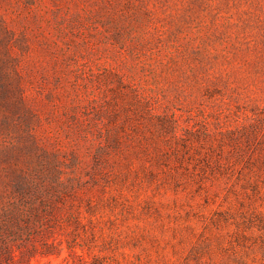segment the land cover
Instances as JSON below:
<instances>
[{"label": "rangeland", "instance_id": "rangeland-1", "mask_svg": "<svg viewBox=\"0 0 264 264\" xmlns=\"http://www.w3.org/2000/svg\"><path fill=\"white\" fill-rule=\"evenodd\" d=\"M1 18L0 58L10 46L26 105H0V153H23L15 163L36 157V136L85 182L73 201L84 225L63 222L64 211L31 240L8 237L0 264H264V175L250 176L260 188L243 187V161L231 155L236 137L249 154L264 152V0H0ZM0 83H9L2 72ZM132 85L157 112L175 115L181 141L158 137L168 154L166 164H154L155 179L142 169L148 158L125 143L110 161L114 169L130 156L129 178L95 181L97 122L117 127L108 111L125 115ZM198 151L211 154V165L231 160V169H208L203 189L198 176L174 185L164 170L200 171ZM6 167L0 162V186ZM9 207V198L0 201V210Z\"/></svg>", "mask_w": 264, "mask_h": 264}, {"label": "trees", "instance_id": "trees-1", "mask_svg": "<svg viewBox=\"0 0 264 264\" xmlns=\"http://www.w3.org/2000/svg\"><path fill=\"white\" fill-rule=\"evenodd\" d=\"M3 32L6 33V26L1 18L0 34H3ZM10 33L11 31L8 30V34ZM9 49H11L10 46H8L5 59L0 58V73L5 74L9 80V83H0V105L4 104L6 107L8 106L11 110H14L26 105L24 102L25 91L24 85L21 83L17 59ZM6 61H8L9 67L4 69L3 66ZM125 87L126 85H123L120 90L121 96L127 94L123 90ZM129 89L133 93V97L127 98L126 101L128 102L124 103L123 109H125V115L122 117L121 113L123 111L120 108H113L111 111H108L111 124L117 127H113V130L110 126L103 128L97 122L99 141L93 152L94 164L91 175V178L95 181L100 176L108 183L112 182L116 184L122 180V177L129 178L133 169L130 156L124 155L125 160L121 161L118 164L119 167L114 168L115 170L111 169L110 161L113 151L123 153L122 146L125 143L133 144L130 147L136 149L134 154L137 156L143 153L148 158L146 160H148L147 162H151V166L143 163L142 169L148 171L147 173H149L151 179H155L158 171L154 169V164H166L168 154L167 151L160 148L158 137L165 136L166 140V137L170 134L176 141H181L182 137L179 135V127L175 115L157 112L155 105L137 86L132 85ZM125 126H130L132 130L127 136L122 133V129ZM144 127L150 129V135L145 133ZM156 131H160L161 133L155 135ZM249 135V133L246 135L247 142L251 141ZM234 139L236 140V146L231 151V155L234 161L238 159L243 161V165L240 168V176H247L243 178L245 182L242 183V186L247 187L250 185L253 189L260 188L261 185L258 179L251 178L250 176L252 174L255 176L264 175V152L259 151L258 154L254 155L252 150L249 154V151H245L239 147L242 144L241 137ZM32 140L34 146L40 152L37 153L36 157L28 155L22 163L11 162V158L22 157L23 153H0V162H7V173L4 183L0 186V201L5 197L10 200L8 210H0V253L12 248L11 239H8V237H12L15 241H23L24 238L31 240L36 233L39 235L48 230L51 220L62 218L64 211H67L68 215L63 219V222L67 221L70 225L73 224L78 227L84 225L82 211L78 208H73V201L82 197L83 191H81L80 187L85 181L77 173L66 171L58 163V160L55 159V155L44 148V145L36 139V136L32 137ZM183 144L185 147L187 146L186 143ZM248 146H250V143ZM110 147L111 149H109ZM249 149L251 147H248L247 150ZM174 154L182 163L183 160L181 159L184 155L182 153L179 154V152H174ZM196 154H198V157H195L194 170L197 171V166L203 163L199 166L200 171L192 172L190 175L186 171L188 170L186 166L184 170L173 168L175 171L172 172L171 167L167 170V173L164 170L165 175L172 178L174 185L180 186L190 176H198L196 179L197 187L198 189H203L205 186H203L202 180L208 169L213 173L218 172L219 174L226 173L231 169V160H228V163L225 164L222 158L217 157L211 165V154L209 152L201 155L202 153L198 151ZM189 156L192 158L194 153H190ZM33 159H37L38 163L33 164ZM72 161L74 162L72 170H75L77 167V162H75L76 157ZM182 178L185 181H182ZM102 190L106 193L108 189L107 187H103ZM110 197L113 199L117 198L116 194H111ZM101 200L103 204L105 202L103 196ZM88 206L89 209L95 207L92 201L88 202ZM75 240L76 238L73 239V241Z\"/></svg>", "mask_w": 264, "mask_h": 264}]
</instances>
